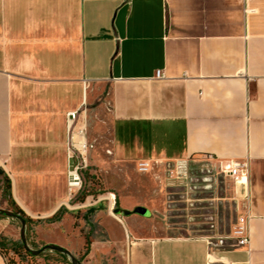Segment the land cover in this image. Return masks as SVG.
I'll return each instance as SVG.
<instances>
[{
	"label": "crops",
	"instance_id": "obj_1",
	"mask_svg": "<svg viewBox=\"0 0 264 264\" xmlns=\"http://www.w3.org/2000/svg\"><path fill=\"white\" fill-rule=\"evenodd\" d=\"M73 112L125 164L249 163V249L109 213L83 264H264V0H0V167L31 215L66 208Z\"/></svg>",
	"mask_w": 264,
	"mask_h": 264
},
{
	"label": "rangeland",
	"instance_id": "obj_2",
	"mask_svg": "<svg viewBox=\"0 0 264 264\" xmlns=\"http://www.w3.org/2000/svg\"><path fill=\"white\" fill-rule=\"evenodd\" d=\"M107 149L90 150L89 168L85 172L86 187L77 199L84 202L88 196H93L95 201L104 200L90 210L63 204L65 215L62 221L54 224L46 222L49 217L34 216L26 209L21 210L14 202L9 177L0 174V210L18 215L23 211L31 251L50 244L62 247L66 244L71 248L65 249L77 259L83 258L87 242L91 244L94 238H106L98 219L105 220L110 213L109 201L105 198L111 193L116 195L115 209L123 208L127 203L126 208L133 210L136 204H142L149 209L142 217L151 220L153 215L156 222L164 224L169 234L213 238L226 235L232 232L238 218L244 214V197L239 187L205 158L186 163L160 162L150 173L141 174L136 164L110 159ZM96 211L102 212L99 218ZM22 227L19 219L0 214V251L9 264H71L66 254L56 250L31 255L22 244ZM110 232L114 238L120 237L117 227H110ZM82 243H85L84 249L78 252Z\"/></svg>",
	"mask_w": 264,
	"mask_h": 264
},
{
	"label": "built area",
	"instance_id": "obj_3",
	"mask_svg": "<svg viewBox=\"0 0 264 264\" xmlns=\"http://www.w3.org/2000/svg\"><path fill=\"white\" fill-rule=\"evenodd\" d=\"M157 78H163V71H157ZM78 112L69 114L68 128L69 138L67 143L68 153V173H67V190L68 202L65 206L70 207L74 204L75 209L90 208L95 205V199L86 198L84 202H78L77 199L84 192L86 187L85 172L89 168V143L86 139L87 128L84 125L77 127ZM211 163H214L220 173L225 177L231 178L239 187L240 194L244 200L248 199L249 187V163L247 160L239 159H215L212 156L206 158ZM159 161H140L137 164V170L141 174L150 173L155 164ZM113 196V198H112ZM109 212L111 215L118 217L115 214L116 195L111 193L108 197ZM100 201L104 199H99ZM251 220L252 215L246 211L240 216L233 227L231 233L217 237H205L211 246L212 250H217L225 247L231 248H246L251 245Z\"/></svg>",
	"mask_w": 264,
	"mask_h": 264
},
{
	"label": "water",
	"instance_id": "obj_4",
	"mask_svg": "<svg viewBox=\"0 0 264 264\" xmlns=\"http://www.w3.org/2000/svg\"><path fill=\"white\" fill-rule=\"evenodd\" d=\"M3 173H4V170L0 167V174H3ZM0 213L3 214V215H8L10 217L19 219L22 222L23 227H22V230H21V237H22L23 244H24L25 248L28 251H30L32 254H36L37 255L41 250L31 251L29 246H28V244H27V239H26V224H27V222L25 221V219H23L18 214H15V213L10 212V211L0 210ZM132 213L145 216L148 213V209H146L144 207H137L133 212H131V211H123L121 209H115V214H117V215L118 214L119 215H130ZM48 249L56 250V251H59V252H61L63 254H66L70 258L71 264H83L68 249H65L62 246L50 244V245H47V248L43 249L42 251L48 250Z\"/></svg>",
	"mask_w": 264,
	"mask_h": 264
},
{
	"label": "trees",
	"instance_id": "obj_5",
	"mask_svg": "<svg viewBox=\"0 0 264 264\" xmlns=\"http://www.w3.org/2000/svg\"><path fill=\"white\" fill-rule=\"evenodd\" d=\"M117 204H118V202H117ZM65 212H66V209H64L63 207L60 208V209L58 210V212H57L53 217H51L50 219H48L47 222H49V223H57V222H60V221L62 220V217H63V215H64ZM0 214H1V213H0ZM19 216H21L22 218L24 217V213H23V211H19ZM23 219H24V218H23ZM25 221L27 222V220H25ZM22 242H23V241H22ZM22 244H23V243H22ZM23 246H24V244H23ZM89 246H90V243L87 242V250H86V253H85V254L88 253V251H89ZM24 247H25V246H24ZM45 248H47V245L44 246L42 249H40L41 251H40L37 255H40L41 252H42V250L45 249ZM30 254L32 255V253H30ZM80 261L82 262V261H83V258H81Z\"/></svg>",
	"mask_w": 264,
	"mask_h": 264
},
{
	"label": "bare ground",
	"instance_id": "obj_6",
	"mask_svg": "<svg viewBox=\"0 0 264 264\" xmlns=\"http://www.w3.org/2000/svg\"><path fill=\"white\" fill-rule=\"evenodd\" d=\"M112 198H113V196H112Z\"/></svg>",
	"mask_w": 264,
	"mask_h": 264
}]
</instances>
